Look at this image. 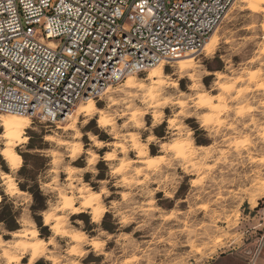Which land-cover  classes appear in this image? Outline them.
I'll return each mask as SVG.
<instances>
[{
	"label": "rangeland",
	"instance_id": "374dc122",
	"mask_svg": "<svg viewBox=\"0 0 264 264\" xmlns=\"http://www.w3.org/2000/svg\"><path fill=\"white\" fill-rule=\"evenodd\" d=\"M212 35L194 66L174 59L161 79L149 69L93 100L101 113L29 119L13 148L48 158L27 168L46 209L34 213L19 187L23 157L11 168L0 155V264L30 263L22 235L33 230L45 242L35 264H203L264 243V11L235 0ZM31 139L45 148L28 149Z\"/></svg>",
	"mask_w": 264,
	"mask_h": 264
},
{
	"label": "built area",
	"instance_id": "2783aa9c",
	"mask_svg": "<svg viewBox=\"0 0 264 264\" xmlns=\"http://www.w3.org/2000/svg\"><path fill=\"white\" fill-rule=\"evenodd\" d=\"M235 0H0V113L59 123L128 76L201 53Z\"/></svg>",
	"mask_w": 264,
	"mask_h": 264
},
{
	"label": "bare ground",
	"instance_id": "6f19581e",
	"mask_svg": "<svg viewBox=\"0 0 264 264\" xmlns=\"http://www.w3.org/2000/svg\"><path fill=\"white\" fill-rule=\"evenodd\" d=\"M240 1L247 3L248 7L251 9L257 10V9L262 8L264 11V7H261L262 4H264V0H240ZM216 42H217V38L213 35L210 36L209 39L207 40V44L205 46V49L207 51H210L215 46ZM176 63H177L176 64L177 67L181 71H184L187 68L194 66L195 54L190 53L187 55L179 56L178 58H176ZM163 69H164L163 63L159 64L153 68H150V71L148 72V75H147V79L148 80L161 79L164 75ZM136 84H137V82L135 80V77L127 78L126 86L134 87V86H136ZM139 85H140V83H139ZM95 111L100 112V113L102 112L100 109H97L95 101L88 100L87 104L77 105L75 108H73L66 115V117L63 119V121L68 120L70 117H73L74 121H75V120H77V117L79 115H88V114H91ZM29 123H30V120L28 117L19 116L16 114H0V126H2V128H3V133L1 135L6 141L5 142V148L1 149L0 155H2L3 159L9 164V166H11V168L18 167L20 164L21 155L13 148V145L17 141L22 140L23 133L25 132V129L29 126ZM70 126H72V125H70ZM2 178L4 180H7V179H9V175H3ZM9 183H10V181L8 182V184ZM95 197H94V193H90V195L87 196V201L85 203L86 204H92L93 200H95ZM68 205L70 207L72 204L69 202ZM100 217H101V214H96L94 218L96 220H99ZM21 235L22 234L15 233V236H21ZM37 235H38V233L36 230L30 231V232L22 235V236H25V237L30 239V242H27L25 245L26 248L29 249L32 253V260H30L29 264H35L36 260H34V258L38 257L40 254H42L44 252V249H45V247H44L45 242L42 239H38ZM73 239H76L78 242H82L85 240V235L84 234H82V235L76 234V235H73ZM0 240H1V235H0ZM51 261L53 262V264L59 263V261L57 262V260H51ZM13 264H23V263L20 260H16V262H14Z\"/></svg>",
	"mask_w": 264,
	"mask_h": 264
},
{
	"label": "trees",
	"instance_id": "16d2710c",
	"mask_svg": "<svg viewBox=\"0 0 264 264\" xmlns=\"http://www.w3.org/2000/svg\"><path fill=\"white\" fill-rule=\"evenodd\" d=\"M158 135V134H157ZM159 136V135H158ZM106 139H108L107 136H105ZM27 148L30 149V150H42L45 148V146L42 144V142L40 143H35L33 139H31L29 141V143L27 144ZM21 156L23 157V160H24V164L23 166L21 167V169L18 171V175H19V178H18V181H19V187L24 190V191H28L31 193L32 197H33V205L31 207L32 211L34 213H37V212H41L43 210L46 209V198L45 196L43 195L41 189H40V186L39 184L36 182V184L34 186H29L28 182L30 180H35L33 179V176L31 175V172L28 171V166H29V163H30V159L31 158H38V159H42L44 160L45 162L48 161V158L46 156H44L41 152H35V154H31L30 152H25L23 154H21ZM34 168V166H33ZM34 170L36 171V168H34ZM27 173V174H26ZM36 176V173L34 174V177ZM21 177L24 179L23 181H21ZM7 197H4V200L2 202V206L4 205V202L6 201ZM9 208V207H8ZM8 213L9 216L12 217L13 219V223H15V219H14V216H13V212H12V209L9 208V210L6 211V214ZM4 212H1L0 213V222H4L6 221V218L4 216ZM39 225L41 226V222L39 221L38 222ZM7 228L10 230V231H13V230H16L17 229V225L16 224H13L11 226H7Z\"/></svg>",
	"mask_w": 264,
	"mask_h": 264
},
{
	"label": "crops",
	"instance_id": "0c3cea01",
	"mask_svg": "<svg viewBox=\"0 0 264 264\" xmlns=\"http://www.w3.org/2000/svg\"><path fill=\"white\" fill-rule=\"evenodd\" d=\"M203 264H264V243L258 249L223 254Z\"/></svg>",
	"mask_w": 264,
	"mask_h": 264
}]
</instances>
